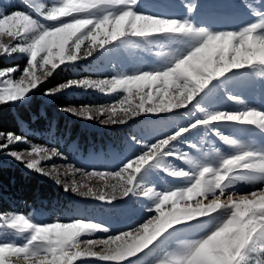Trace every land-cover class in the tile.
I'll return each instance as SVG.
<instances>
[{"label": "snow or ice", "instance_id": "1", "mask_svg": "<svg viewBox=\"0 0 264 264\" xmlns=\"http://www.w3.org/2000/svg\"><path fill=\"white\" fill-rule=\"evenodd\" d=\"M22 4L23 10L10 12L7 9L14 7L10 0L6 6L0 5V55L20 52L28 56L22 70L19 65L0 69V105L24 102L62 65L87 60L101 49L109 52L127 46L133 38L157 34L186 39V47L158 53L165 57L159 67L137 68L104 79H68L46 89L44 95L54 96L72 87L118 93L120 98L112 104L63 110L104 125L123 124L144 114L176 115L180 109L188 108L214 79L231 70L264 65V57L249 54L255 46L264 44V31H259L264 21L237 31L213 33L188 18L144 14L138 10L139 0H55L51 6L41 3L36 7L38 15L27 10L33 8L34 0H22ZM187 8L192 13L196 4ZM253 12L260 15L255 9ZM20 71L22 75L14 78ZM229 99L242 103L238 96L230 95ZM200 110L204 112L202 118L192 119L186 126L174 124L170 134L160 135L150 144L133 137L143 149L117 170H88L66 163L63 172L72 177L70 183L62 181L59 168L47 170L41 163L52 158L68 160L63 152L35 144L30 151L12 150L17 143H28L27 139L13 131H0V153L29 170L52 177L57 184H63L65 191L108 203L143 196L154 205L147 212L155 213L139 227L116 234L91 218L40 223L31 215H0V264H78L88 259L101 264H242L245 250L253 242H259L261 255L252 264H264V151L252 149L214 127L217 122H237L264 131V111L248 106L236 111ZM209 125L234 151L229 154L213 148L215 155L209 158L207 152L188 141L185 143L197 155L175 149V142L185 133ZM165 158L181 160L189 167L166 164ZM151 167L177 179L181 186L175 190L149 186L146 175ZM77 175L83 180L78 181ZM236 180L252 182L255 190L229 195ZM213 220L218 222L205 231ZM182 228L203 234L181 240L162 257L147 259ZM9 231L24 236V242L4 239ZM97 233L105 237L92 238Z\"/></svg>", "mask_w": 264, "mask_h": 264}, {"label": "rangeland", "instance_id": "2", "mask_svg": "<svg viewBox=\"0 0 264 264\" xmlns=\"http://www.w3.org/2000/svg\"><path fill=\"white\" fill-rule=\"evenodd\" d=\"M196 1L197 0H150V2H143L142 4L139 2L138 10L144 12V14H151L155 16H173V18L180 19L188 18L196 26L208 28L213 33L220 31H237L241 27H246L252 23H260L261 21H264V0H207L205 4H200L192 13H189L187 8L188 5L196 4ZM0 2H4L2 5L6 6L9 0H0ZM10 2L14 7L7 9L8 12L12 10L24 9L22 0H10ZM54 2L55 0H34L33 8L27 10L32 11L34 15H38V13L35 12L36 7H39L41 3L51 6ZM253 9H255L256 12H259L260 15H256L253 12ZM259 31H264V24H262V27L259 29ZM186 44V39L176 40L167 34H157L150 37L133 38V42L127 46H121L120 48L109 52H105L104 49H101L99 52L94 53L93 57H89L87 60H80L76 63L62 65L54 72V74L60 68H65V66H73L76 68L81 63L89 62L98 65V67L102 68L103 70H112L113 75L121 72H131L137 68L148 70L153 67H159L164 62L165 57L159 55L158 53L179 51L186 47ZM18 58L25 59L22 67L19 63V66L22 70L28 60V56L26 54L15 52L10 55H0V61L1 59H8L15 62L19 61ZM10 66L16 65L12 64ZM261 72H264V65L246 66L245 68L239 70H231L223 77L214 79L210 82L209 86H207V88L194 99L188 108L180 109L179 113L176 115L168 113L156 116V118H173L170 123H167L168 125H165L162 128V130L170 129L173 126V122L179 126H186L190 120L202 118L204 116V112H202L200 109H203L204 111H236L240 108H243L244 106H248L264 111V75L258 74ZM20 75H22V71L14 74V78L18 79ZM50 78L51 77H49L38 89L33 90V92L29 94V97L26 98L24 102H15L13 104L28 103L32 100H35L36 98L44 103L52 102L55 95H44V91L46 90L44 88L46 87ZM230 95L240 97L242 103H237L229 99ZM197 104H199V108L196 107ZM69 107L79 108L80 106L69 105L61 107L60 110L64 111L63 109ZM64 112L74 116L75 118H80L68 111ZM146 116L154 115L146 114ZM89 121L94 123L95 120ZM97 124L101 123L98 122ZM214 127L218 129L223 135L238 140L252 149L264 151V131H261L254 126L237 122H217ZM181 140H187L188 142L197 144L202 152H207L209 154V158H213L215 155V153L212 151L213 148H219L222 153L230 154L232 151H234L233 146L224 144L216 136L212 125L187 132L183 135ZM30 147L31 145L27 143H17L12 146V150L26 152L30 151ZM42 147L53 148L52 146L46 145H42ZM89 149H92V146H90ZM112 149L114 150L110 151V153H106V150L101 147L98 150H92V152L89 154L91 155L90 159L94 162H104V158L107 157L118 159L120 162H126L125 159L128 158L129 155H134L136 153L138 154L140 151H142L143 146L141 144L139 145L138 143H131V145H124L122 152L116 148ZM175 149L178 151L191 152V154L194 156L197 155L196 151L189 148L187 144L182 146L179 142H176ZM2 154L9 159L14 160L15 162L22 164L24 168H26L23 163L17 161L9 155L4 153ZM68 162L69 161L63 160L61 158H52L47 161H42L41 163L42 166L47 170H50L53 166L59 168L62 181L65 183H70L72 177L70 175L65 176L63 172V166ZM164 162L166 164L170 163L177 168L187 169L189 167L183 161L175 158H165ZM73 163L78 166L76 161H73ZM42 175L55 181L50 176H46L44 174ZM75 178L78 181L83 180V178L79 175H77ZM146 182L149 184V186H155L157 190H162L166 187H172V189L175 190V187L181 186L177 179L154 167L148 169ZM259 186L260 184L257 183L256 187ZM252 190H255L253 188L252 182L236 180L232 188L229 189V195L243 194V191ZM226 198L227 197H224V199ZM92 203L94 205H92ZM102 204L105 206H100ZM148 207H154V205H152V202L148 198L143 196H132L131 198L126 197L122 202L117 204H114L113 202L108 203L106 201L94 200L90 202V211L96 216L94 217L88 215L85 218H91L95 222L104 223L112 230V234H116L118 231H127L132 227H139L140 224L145 223L148 219H150L151 215L155 213L147 212ZM13 213L23 214L25 216L31 215L35 222L40 223H55L58 220L55 216L50 215L43 209H33L31 214L27 215L22 212ZM66 214L68 216L71 215L70 211ZM0 215H4V213H0ZM72 220V218H68L66 220H59V222L69 223ZM217 222L218 221L216 220L209 222L205 231L214 227L215 223ZM177 227L179 228L180 226ZM202 234L203 232L197 231L195 229L182 228L169 239L165 247L156 250L147 259L152 261L156 258L162 257L166 252L173 251L181 240L199 238V236ZM104 237L105 234L97 233L96 236L92 238ZM86 238L89 237H82V239ZM4 239L15 241L17 243L24 242V236H18L11 231H9L4 236ZM260 255L259 242H253L245 250V259L242 264H252V262L259 258ZM129 259L134 260L135 258ZM78 264H101V262L95 259H88L80 261Z\"/></svg>", "mask_w": 264, "mask_h": 264}, {"label": "trees", "instance_id": "3", "mask_svg": "<svg viewBox=\"0 0 264 264\" xmlns=\"http://www.w3.org/2000/svg\"><path fill=\"white\" fill-rule=\"evenodd\" d=\"M139 2L142 4L150 0H139ZM206 2L207 0H197L196 7ZM3 3L0 2V5ZM18 60L13 62V60L1 59L0 69L19 63L22 67L25 59L18 58ZM112 73V70H103L91 62L81 63L76 68L65 66L50 78L44 89L56 87L68 79L110 78ZM119 98L118 93L104 94L98 90L72 87L57 93L52 102L44 103L36 98L28 103L3 104L0 105V131H13L22 135L30 145L55 147L69 157L68 163L76 161L78 166H85L88 170L93 168L117 170L124 162L107 157L104 158V162H94L90 159V152L100 147L105 149L106 153L114 150L112 148L122 152L124 145L136 143L133 137L141 140L142 143L150 144L160 135L170 134L173 131V126L162 130L173 118H156L155 115L144 114L123 124L104 125L84 118H75L60 108L69 105L98 107L115 103ZM181 139L176 142L185 146L187 140ZM90 146L92 149H89ZM132 157L133 154L128 156V158ZM125 198L112 202L117 204ZM94 200L96 199L92 197H83L65 191L63 184H57L36 171H29L22 164L0 153V213L22 212L27 215L31 214L33 209H43L59 220L85 218L88 215L95 217L96 215L90 211V202ZM69 211L70 216L66 214Z\"/></svg>", "mask_w": 264, "mask_h": 264}, {"label": "clouds", "instance_id": "4", "mask_svg": "<svg viewBox=\"0 0 264 264\" xmlns=\"http://www.w3.org/2000/svg\"><path fill=\"white\" fill-rule=\"evenodd\" d=\"M249 54L253 57H264V44L255 46ZM17 264H22V262L17 261Z\"/></svg>", "mask_w": 264, "mask_h": 264}, {"label": "bare ground", "instance_id": "5", "mask_svg": "<svg viewBox=\"0 0 264 264\" xmlns=\"http://www.w3.org/2000/svg\"><path fill=\"white\" fill-rule=\"evenodd\" d=\"M238 195H240V194H238Z\"/></svg>", "mask_w": 264, "mask_h": 264}]
</instances>
